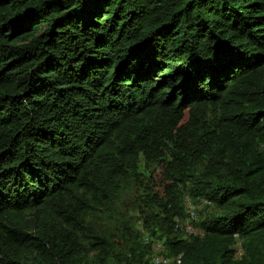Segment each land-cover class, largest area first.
<instances>
[{
	"label": "trees",
	"instance_id": "1",
	"mask_svg": "<svg viewBox=\"0 0 264 264\" xmlns=\"http://www.w3.org/2000/svg\"><path fill=\"white\" fill-rule=\"evenodd\" d=\"M165 154L164 254L264 264V0H0V264H114L90 218ZM188 184L219 212L186 239Z\"/></svg>",
	"mask_w": 264,
	"mask_h": 264
},
{
	"label": "rangeland",
	"instance_id": "2",
	"mask_svg": "<svg viewBox=\"0 0 264 264\" xmlns=\"http://www.w3.org/2000/svg\"><path fill=\"white\" fill-rule=\"evenodd\" d=\"M219 116L220 111L211 108L204 111L201 120L212 121L219 118ZM188 119L187 117L185 122ZM169 160L170 156L168 154L152 162L144 160L138 173L133 175L132 182L126 190L113 197L110 205L94 212L93 215L96 214V216L90 218L91 223L98 232L113 235L114 241L117 242L119 253L114 258V264H124L129 250L127 244L118 241L120 232L124 231L125 228L131 229V233L134 235H140L143 245L152 244L151 259L156 254L154 248L167 241L168 235H166L160 225L156 224V216L161 217L163 215L165 203L169 199L167 191L170 187H166L167 183H169L166 175V167ZM170 186L172 187L174 184ZM175 188V193L182 208V216H176L174 219L176 229L186 239H189V235H186L188 226L196 228L198 223L204 218L215 215L219 211L214 204L204 199L195 198L190 192V184L179 185ZM150 218L152 219L150 225L153 222H155V225L152 224L153 226L147 227V222ZM235 249L236 259H242L244 251L241 241L237 242Z\"/></svg>",
	"mask_w": 264,
	"mask_h": 264
},
{
	"label": "built area",
	"instance_id": "3",
	"mask_svg": "<svg viewBox=\"0 0 264 264\" xmlns=\"http://www.w3.org/2000/svg\"><path fill=\"white\" fill-rule=\"evenodd\" d=\"M194 215V214H193ZM186 235L189 236H203L204 232L201 228H194L192 226H188L186 229ZM155 255L152 257L151 262L153 264H182L183 263V256L178 257H170L165 255V247L164 244L157 245L154 248Z\"/></svg>",
	"mask_w": 264,
	"mask_h": 264
}]
</instances>
